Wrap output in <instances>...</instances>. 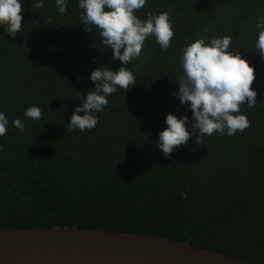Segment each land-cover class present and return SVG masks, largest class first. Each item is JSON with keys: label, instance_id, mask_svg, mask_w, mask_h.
I'll return each mask as SVG.
<instances>
[{"label": "trees", "instance_id": "1", "mask_svg": "<svg viewBox=\"0 0 264 264\" xmlns=\"http://www.w3.org/2000/svg\"><path fill=\"white\" fill-rule=\"evenodd\" d=\"M22 9L16 37L0 26V111L9 120L0 137V229L143 233L264 264V58L255 48L264 0H147L134 14L171 9L172 42L162 51L155 37L145 40L126 65L137 83L110 95L99 123L83 132L68 126L78 92L95 87V68L121 62L98 28L84 30L77 0L64 15L55 0L42 8L23 0ZM224 35L254 68L257 103L241 109L250 126L199 145L193 135L165 158L155 141L166 115L191 119L173 95L182 49ZM32 105L40 120L24 115ZM17 116L24 130L12 125Z\"/></svg>", "mask_w": 264, "mask_h": 264}, {"label": "clouds", "instance_id": "2", "mask_svg": "<svg viewBox=\"0 0 264 264\" xmlns=\"http://www.w3.org/2000/svg\"><path fill=\"white\" fill-rule=\"evenodd\" d=\"M23 0H0V26L9 36L16 37L22 28ZM31 7L42 8L44 0H28ZM69 0H55L59 15L67 11ZM82 10L79 20L85 31L99 29L101 42L111 49L113 60L118 59L121 66L113 71L111 66L95 68L89 80L95 87L86 93H79V105L73 111L68 126L72 130H91L99 123L97 113L108 105V97L118 89L125 92L137 82L132 71L126 67L129 61L142 54L146 39L155 37L162 51H167L174 37L171 9L158 14L149 13L146 19L134 14L147 0H77ZM38 21H33L37 24ZM259 29L255 48L264 58V17L257 23ZM230 35L210 38L207 42L200 37L182 49L180 64L183 74L178 78V91L173 95L181 105L191 111L188 115L168 113L165 127L159 132L156 147L165 158L185 145L195 135L197 145L203 137L218 135L233 136L243 132L250 122L241 109L252 108L256 102V91L251 88L255 76L254 68L241 52L232 48ZM247 101L245 104L244 102ZM81 113H83L81 115ZM24 115L32 120H40L42 110L32 105L25 109ZM14 127L24 130L26 125L20 116L12 120ZM9 126V120L0 111V137ZM4 145L0 144V151Z\"/></svg>", "mask_w": 264, "mask_h": 264}, {"label": "water", "instance_id": "3", "mask_svg": "<svg viewBox=\"0 0 264 264\" xmlns=\"http://www.w3.org/2000/svg\"><path fill=\"white\" fill-rule=\"evenodd\" d=\"M0 264H253L186 242L135 232L0 229Z\"/></svg>", "mask_w": 264, "mask_h": 264}]
</instances>
